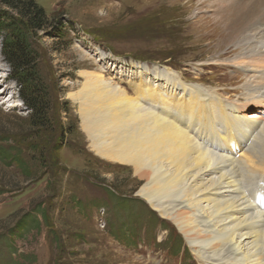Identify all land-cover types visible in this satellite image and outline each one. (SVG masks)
<instances>
[{"label": "rangeland", "instance_id": "obj_1", "mask_svg": "<svg viewBox=\"0 0 264 264\" xmlns=\"http://www.w3.org/2000/svg\"><path fill=\"white\" fill-rule=\"evenodd\" d=\"M33 1L48 18L31 33L48 112L31 123L0 43V264H199L136 194L132 171L89 152L69 95L82 89V70L101 66L127 97L159 96L154 77L167 68L246 113L264 108V10L256 29L232 39L218 22L228 0ZM4 10L16 15L0 0Z\"/></svg>", "mask_w": 264, "mask_h": 264}, {"label": "bare ground", "instance_id": "obj_2", "mask_svg": "<svg viewBox=\"0 0 264 264\" xmlns=\"http://www.w3.org/2000/svg\"><path fill=\"white\" fill-rule=\"evenodd\" d=\"M228 1L221 30L235 39L258 27L264 0ZM101 69L82 70V89L69 95L89 152L132 171L136 194L175 225L199 264H264V108L246 113L167 68L154 77L159 96L131 98Z\"/></svg>", "mask_w": 264, "mask_h": 264}, {"label": "trees", "instance_id": "obj_3", "mask_svg": "<svg viewBox=\"0 0 264 264\" xmlns=\"http://www.w3.org/2000/svg\"><path fill=\"white\" fill-rule=\"evenodd\" d=\"M3 3L11 6L16 15L11 16L5 10L0 12L1 53L13 69V79L23 87L20 96L33 113L31 123L39 126L44 124L42 120L46 118L48 108L42 98L41 78L31 65V33L46 27L48 18L43 8L33 0H3ZM176 249L179 251L181 248L178 246Z\"/></svg>", "mask_w": 264, "mask_h": 264}]
</instances>
